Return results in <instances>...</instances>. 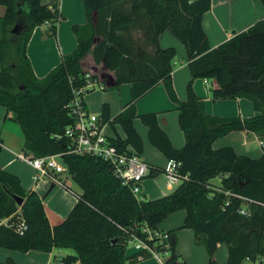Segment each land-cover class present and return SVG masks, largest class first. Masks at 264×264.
I'll use <instances>...</instances> for the list:
<instances>
[{
	"label": "trees",
	"instance_id": "trees-1",
	"mask_svg": "<svg viewBox=\"0 0 264 264\" xmlns=\"http://www.w3.org/2000/svg\"><path fill=\"white\" fill-rule=\"evenodd\" d=\"M82 1L87 21L72 25L75 48L63 54L43 77H37L26 45L37 25L45 23V34H56L62 18L59 0H0L5 7L0 15V104L6 109L4 120L19 124L22 152L36 156L61 153L65 172L78 186V191L74 190L61 180L60 185L72 190L77 200L64 218L51 224L44 197L52 189L42 195L25 189L18 175L0 166V218L6 219L0 222V247L20 251L73 249L61 256L58 264H132L152 253L139 249L126 254L130 238H142L161 250L162 243L157 236L149 237L147 229H156L168 214L184 209L182 226L192 228L195 239L204 244L207 264H218L214 252L219 242L228 246L225 264L264 256V17L211 47L201 24L211 0ZM164 30L185 46L191 77L184 100L177 97L171 78L175 48L161 47L158 42ZM87 52L96 63L103 61L113 70V86L130 83V97L121 110L110 117L109 105L103 103L98 117L100 125L108 122L122 127L125 138L109 136L112 143L120 150L131 146L142 152L143 141L133 124L138 117L147 126L151 144L179 163L180 181L165 195L137 197L113 174L108 161L72 151L71 140L64 133L74 121L67 105L72 89L86 85L88 79L99 83L96 74L88 78L81 67ZM195 77L216 80L213 99L246 97L259 113L242 117L205 112L203 100L192 87ZM160 82L179 111L185 137L182 147L172 144L159 124L157 111L136 112V101ZM231 130L257 134L263 154L251 157L237 153L231 145L212 146L218 136ZM157 170L163 172V168ZM219 175L220 183H212L211 179ZM15 195L22 198L21 203ZM243 203L247 214L238 211ZM21 219L26 228L19 233ZM166 232L171 246L165 264H183L175 251L176 231ZM0 264L21 263L8 256Z\"/></svg>",
	"mask_w": 264,
	"mask_h": 264
},
{
	"label": "crops",
	"instance_id": "crops-1",
	"mask_svg": "<svg viewBox=\"0 0 264 264\" xmlns=\"http://www.w3.org/2000/svg\"><path fill=\"white\" fill-rule=\"evenodd\" d=\"M43 3H51L54 0H41ZM59 9L62 18L57 24V31L54 36L45 34L46 24H40L33 29L27 45L26 54L30 60L34 74L43 77L52 67L60 62L63 54L72 51L76 46V37L72 30L74 23H85L87 15L82 0H59ZM5 10L0 4V15ZM264 17V3L261 0H211V5L201 18V24L207 35L211 47H215L234 34L246 30L256 20ZM95 18V12L92 13ZM161 47L173 46L175 56L172 58L171 78L177 97L184 100L187 97L186 84L191 77L187 64L186 50L184 44L175 37L169 30H164L158 36ZM88 63L84 64V58ZM81 67L93 74L99 80L98 87L90 89L83 96L85 106L90 112L96 113L99 117L103 103L109 105L110 117L116 115L130 97V83L122 82L114 85V72L109 69L103 61L96 63L92 53L87 52L80 61ZM104 70V74L101 73ZM105 72L108 73L107 76ZM218 84L214 78L195 77L192 80V87L196 95L203 100L205 112L218 116L249 117L259 113L253 106L252 101L246 97L234 98H212V88ZM137 113L157 111L158 121L166 132L175 147H182L185 143L183 130L178 121V109L163 85L156 84L153 88L142 95L135 104ZM5 107L0 104V166L18 175L21 185L25 189H34L39 194L47 192L50 185L46 180H36L32 166L17 157L23 145L22 132H17L18 137L11 138L9 131H6V120H4ZM133 124L143 141V150L140 155L149 164V171L141 182V197L151 199L161 197L174 189L177 184H169L163 172L157 168H164L169 160L157 149L148 138L147 126L136 117ZM106 135L115 137L119 135L125 138V133L119 124L111 125L108 122L102 124ZM16 126V125H15ZM20 130V129H19ZM16 135V136H17ZM231 145L237 153L246 154L251 157H259L263 154L261 140L252 131L231 130L226 134L218 136L213 142L214 148ZM133 149L131 146H127ZM134 150V149H133ZM156 169V170H155ZM62 180L72 189L78 191L66 181L70 178L64 171L60 174ZM220 183V175L217 176ZM72 180V179H71ZM215 177L211 179L214 182ZM57 188L54 195H49L45 202V210L49 222L54 224L64 218L77 200L75 193L62 185H55ZM53 190V188H52ZM51 190V191H52ZM44 193V194H45ZM185 210L178 209L168 214L158 223L157 229L176 232L175 251L183 264H207L208 253L204 244L195 239L194 232L190 227H183ZM1 221H3L1 219ZM137 249L131 243L126 245V254L134 253ZM71 248H52L50 251L29 249L20 251L0 247V260L10 256L21 264H58L60 257L66 253H72ZM218 264H225L228 258V246L225 242H219L214 252ZM243 264H250L248 259L241 261ZM132 264H161L155 256L138 260Z\"/></svg>",
	"mask_w": 264,
	"mask_h": 264
},
{
	"label": "built area",
	"instance_id": "built-area-1",
	"mask_svg": "<svg viewBox=\"0 0 264 264\" xmlns=\"http://www.w3.org/2000/svg\"><path fill=\"white\" fill-rule=\"evenodd\" d=\"M91 72L86 73L89 78ZM98 82L88 79L86 85L72 89L73 96L68 102L70 112L74 121L65 128V135L71 140L72 151L87 153L108 161L112 166L113 174L121 179L123 183L130 186L137 197H141V182L149 171V164L137 151L126 146L125 150H120L110 137L103 131V125L98 122V115L90 112L85 106L83 96L86 89H92ZM17 157L29 163L34 171L36 180H46L48 183L60 185L59 173L65 171V165L61 158V153H53L36 156L29 153L19 152ZM179 163L169 159L163 168V173L169 184H177L180 181L178 173ZM250 200V199H249ZM238 211L242 214L248 213L246 204H242ZM5 221V220H3ZM26 228L23 219L18 223V231L22 233ZM149 237L157 236L158 243H162L163 248L156 250L153 246L146 243L142 238L131 237L127 244H132L137 249H147L151 251L161 264H165L164 258L170 253L171 242L166 230L147 229ZM250 264H263L264 256L259 254L254 259L246 257ZM240 264H243L242 262ZM247 264V263H244Z\"/></svg>",
	"mask_w": 264,
	"mask_h": 264
},
{
	"label": "rangeland",
	"instance_id": "rangeland-1",
	"mask_svg": "<svg viewBox=\"0 0 264 264\" xmlns=\"http://www.w3.org/2000/svg\"><path fill=\"white\" fill-rule=\"evenodd\" d=\"M88 63V59L85 57L84 58V64L86 65ZM102 72L101 73H103L104 74V70H101ZM87 72H89V71H87ZM108 75V73L107 72H105V75L104 76H107ZM97 87H98V84L96 85ZM90 91H92V90H90ZM88 92V91H87ZM87 92H85V93H87ZM85 95V94H84ZM5 125H7L6 126V131H9V136L11 137V138H15V137H18V135H17V132H19V131H21V128H20V126H19V124L17 123V122H15V121H13V120H10V119H8L7 121H6V124ZM16 125V126H15ZM20 129V130H19ZM17 135V136H16ZM15 136V137H14ZM34 172V171H33ZM60 174L61 173H59L58 174V177L62 180V176H60ZM66 181L68 182V183H70L71 185H72V187H74V188H77L78 186L76 185V183L73 181V180H71V178H67L66 179ZM214 182H216L217 184H219V179L217 178V177H215V180H214ZM176 186V185H175ZM56 190H57V188H53V190L52 191H50V196L51 195H54V193L56 192ZM45 192H43V194H44ZM49 195L47 194L45 197H44V203L45 202H47V200L49 199ZM1 219L2 220H6V219H4V218H0V222H4V221H1Z\"/></svg>",
	"mask_w": 264,
	"mask_h": 264
},
{
	"label": "water",
	"instance_id": "water-1",
	"mask_svg": "<svg viewBox=\"0 0 264 264\" xmlns=\"http://www.w3.org/2000/svg\"><path fill=\"white\" fill-rule=\"evenodd\" d=\"M63 161V160H62ZM53 186H54V184L53 183H51L50 185H49V187H48V189L47 190H50V189H52L53 188ZM14 198L16 199V201H17V203L19 204V203H21V201H22V198L21 197H19V196H17V195H15L14 196Z\"/></svg>",
	"mask_w": 264,
	"mask_h": 264
}]
</instances>
